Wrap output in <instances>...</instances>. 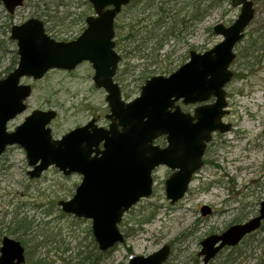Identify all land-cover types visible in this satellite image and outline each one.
Instances as JSON below:
<instances>
[{
	"label": "rangeland",
	"instance_id": "obj_1",
	"mask_svg": "<svg viewBox=\"0 0 264 264\" xmlns=\"http://www.w3.org/2000/svg\"><path fill=\"white\" fill-rule=\"evenodd\" d=\"M184 1L176 5L174 0L167 6L181 9ZM254 5L255 18L247 34L264 21V0H256ZM158 6L156 3L155 12ZM141 8L126 6L116 19L115 39L120 37L119 31L125 36L133 24L135 34L139 33L138 41L125 43L129 56L117 48L122 60L115 80L128 102L139 96L149 78L169 76L188 62L191 49L203 52L220 43L223 38L213 27L221 22L231 25L241 9L232 4L222 5L210 15L190 21L184 27V38L170 39L163 49L153 53L150 50L147 57L139 58L138 54L144 51H136L137 44L143 34H148L144 27L147 24L151 27L156 18L150 17L147 10L144 19ZM94 13L88 0H25L15 14H9L0 4V79L7 77L20 60L17 43L9 38L12 25L32 16L40 17L46 21L51 36L69 41L83 32L86 18ZM139 18L144 22L138 24ZM141 46L144 50L145 45ZM249 59V68L241 65L244 62L241 57L234 62L231 69L235 70V76L226 86L230 110L224 122L233 127L226 133L214 134L205 163L194 175L186 196L171 204L165 182L173 170L165 165L155 168L153 194L137 202L119 224L126 239L97 262L94 255L91 260L85 258L90 252L101 251L93 237L92 220L66 214L58 205L59 200L74 196L83 176L80 173L66 176L58 167L51 166L41 177L31 178L28 172L33 167L25 149L19 144L7 148L0 156V246L7 235L25 240L28 252L25 264L30 259H42L45 264H128L136 255L146 256L169 244L171 252L164 264H203L200 242L210 234H220L231 224L250 220L258 214L264 200V48ZM94 74L92 64L84 61L74 71L52 69L41 80L23 77L22 82L30 84L33 92L26 100L27 109L8 122V130H15L35 109L57 111L50 124L55 139L86 125L92 118L107 127L110 122L106 118L110 113L107 92L95 87ZM157 143L165 145V137ZM204 206L212 210L209 215H203ZM22 218L31 223V231L25 235L12 230ZM227 257L231 259L229 264H264V228L245 237L238 246L224 249L211 262L222 263Z\"/></svg>",
	"mask_w": 264,
	"mask_h": 264
},
{
	"label": "water",
	"instance_id": "obj_2",
	"mask_svg": "<svg viewBox=\"0 0 264 264\" xmlns=\"http://www.w3.org/2000/svg\"><path fill=\"white\" fill-rule=\"evenodd\" d=\"M1 1L14 14L25 0ZM255 1L232 0L240 13L231 25L221 22L213 27L223 38L220 43L203 52L191 49L188 62L169 76L149 78L139 96L129 102L115 80L122 60L116 49L115 21L132 0H88L95 13L86 18L83 32L70 41L50 36L41 18L30 17L12 25L9 38L17 43L20 60L0 79V156L9 146L19 144L33 167L28 172L31 178L41 177L51 166L66 176L80 173L83 178L74 196L59 200L58 205L66 214L92 220L93 237L103 253L124 242L119 224L137 202L153 194L154 169L165 165L173 170L165 191L171 204H176L202 169L213 133L232 129L223 120L229 112L226 86L235 76L231 69L235 48L255 18ZM84 61L94 67L95 87L107 92L108 128L92 118L55 139L50 124L57 111L35 109L15 130H8V122L27 109L26 99L33 92L30 84L22 82L23 77L41 80L52 69L74 71ZM210 99L214 101L208 102ZM178 102L199 106L191 114L182 111ZM162 136L166 137L163 147L157 143ZM201 210L203 215L212 212L209 206ZM263 221L264 200L250 220L231 224L200 242L203 264H210L221 249L241 244ZM1 241L0 264L27 262L21 240L7 235ZM170 252L167 244L146 256L136 255L128 264H164Z\"/></svg>",
	"mask_w": 264,
	"mask_h": 264
},
{
	"label": "trees",
	"instance_id": "obj_3",
	"mask_svg": "<svg viewBox=\"0 0 264 264\" xmlns=\"http://www.w3.org/2000/svg\"><path fill=\"white\" fill-rule=\"evenodd\" d=\"M172 1L174 2V0H132V2L129 5H127V6H136V7H138L139 5L142 6L141 15L143 16L146 14L147 10H150L151 12L149 13L150 17L156 15L155 16L156 18H154L153 21L151 22V27H148L149 26L148 24L144 27L146 29L145 30L146 33L148 32L147 36L143 34L140 38L139 43L137 44L136 51L138 50L140 53L141 51H144V54L143 53L138 54L139 58L147 57L149 54L153 53L152 51H159L163 49L165 45L169 43L170 39L184 38L183 35L184 27H187L190 21L192 20L196 21L201 19L200 18L201 16L210 15V12L215 10L216 8L225 4L230 5L232 0H191L188 2L185 0L184 5H182L181 9H176L175 7L167 6ZM180 2L181 0H176V5H178ZM36 3L38 4V2ZM156 3L159 4L158 6L159 10L155 12L153 8H155ZM0 4H2L1 0H0ZM144 5H146V7H144ZM124 9L122 10V13L124 12ZM137 21L138 24L144 22V21L142 22L140 18ZM135 26L136 25L133 24L131 26V29L129 27L128 31L125 33L126 34L125 36L123 35L121 36L120 34L121 32L119 31L120 37L118 39H115L117 43L116 47L118 49H121L126 56L127 55L129 56V54L131 53L128 49V46L125 43H127L128 40L135 42L138 41L137 35H139V33L135 34L134 32ZM259 26H260L259 28L254 29L251 33L249 34L246 33L245 36L243 37V41L239 45H237L239 52L240 51L242 52L240 53L238 52L236 59L238 60V58L241 57V60L244 61L241 65L247 66V68H249L250 65L249 57H253L255 52L264 48V21ZM123 41L125 42L123 43ZM141 45H143V47L145 45L144 50ZM149 51L151 53H149ZM30 225L31 223L28 218H22L21 220L18 221L17 227L12 230H15L16 232L17 231L20 232L21 235H25L31 231ZM263 228H264V222L260 229ZM21 241L23 244H25L26 242L25 240H21ZM109 251H106L104 253L102 251H96L95 254H92L90 252L89 255L85 258L91 260V257L93 258L94 255L96 258L94 260L95 262L97 259L101 260V257H104V255H106ZM27 259L28 258L26 254V261ZM230 261H231L230 257H227L223 260L222 263H218V264H229ZM94 262L93 264H95ZM28 263L45 264L42 259L33 260V261L30 259V262ZM211 264H215L214 261L211 262ZM256 264H261V263H256Z\"/></svg>",
	"mask_w": 264,
	"mask_h": 264
},
{
	"label": "flooded vegetation",
	"instance_id": "obj_4",
	"mask_svg": "<svg viewBox=\"0 0 264 264\" xmlns=\"http://www.w3.org/2000/svg\"><path fill=\"white\" fill-rule=\"evenodd\" d=\"M1 2H2V1H1ZM24 4H25V1H24ZM24 4H23V6H24ZM18 9H19V8H18ZM16 12H17V11H16ZM16 12H15V13H16ZM15 13H14V14H15ZM32 17H35V16H32ZM37 18H40V17H37ZM41 19H42V18H41ZM42 20L44 21V25H46V21H45L44 19H42ZM24 22H25V21H24ZM46 31H47V25H46ZM47 32H48V31H47ZM50 36H51V35H50ZM239 44H240V43H239ZM239 44H238V45H239ZM236 48H237V46H236ZM236 48H235V49H236ZM236 53H237V55H238V51H237V49H236ZM236 57H237V56H236ZM236 61H237V59L235 58L234 62H236ZM233 64H234V63H233ZM233 64H232V65H233ZM234 71H235V70H234ZM226 91H227V90H226ZM227 94H228V93H227ZM212 100L214 101V99H212ZM213 101H212V102H213ZM227 102H228V95H227ZM178 104L181 105L182 111L187 112V113H191V114H193L194 109H195L196 107L199 106V104H193V105H192V104H189V105H187V104H184V103H182V102H178ZM183 105H185L186 107H193V110H192V111H187V110L184 109ZM227 108H228V110H230V109H229V104H228V107H227ZM30 114H31V113H30ZM30 114H28V115H30ZM228 114H229V112H228ZM28 115H27V116H28ZM226 115H227V114H226ZM27 116H26V117H27ZM26 117H25V118H26ZM224 118H225V117H224ZM224 118H223V120H224ZM109 123H110V122H109ZM225 123H226V122H225ZM227 123H230V122H227ZM108 126H109V124H108ZM108 126H107L106 128H108ZM232 127H233V125H232ZM216 132H219V131H216ZM216 132L213 133V139H214V134H216ZM162 137H164V136H162ZM165 139H166V137H165ZM213 139H212V140H213ZM212 140L207 144L208 147H209V144L212 142ZM158 144H159V143H158ZM13 145H15V144H13ZM13 145H12V146H13ZM12 146H9V147H12ZM163 146H164V145H163ZM163 146H162V147H163ZM9 147H8V148H9ZM208 147H207V149H208ZM207 149H206V151H207ZM6 150H7V149H6ZM205 154H206V152H205ZM204 163H205V155H204ZM154 171H155V170H154ZM153 178H154V173H153ZM193 180H194V179H193ZM263 222H264V221H263ZM234 224H235V223H234ZM228 248H230V247H225V248L221 249V251H223L224 249H228ZM221 251H220V253H219L217 256H219V255L221 254ZM217 256H216V257H217ZM216 257H215V258H216ZM215 258H214V259H215ZM214 259H213V260H214ZM211 261H212V260H211Z\"/></svg>",
	"mask_w": 264,
	"mask_h": 264
}]
</instances>
